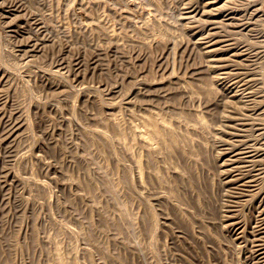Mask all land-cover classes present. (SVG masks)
<instances>
[{
  "label": "rangeland",
  "instance_id": "rangeland-1",
  "mask_svg": "<svg viewBox=\"0 0 264 264\" xmlns=\"http://www.w3.org/2000/svg\"><path fill=\"white\" fill-rule=\"evenodd\" d=\"M260 6L0 0V264H264Z\"/></svg>",
  "mask_w": 264,
  "mask_h": 264
},
{
  "label": "bare ground",
  "instance_id": "bare-ground-1",
  "mask_svg": "<svg viewBox=\"0 0 264 264\" xmlns=\"http://www.w3.org/2000/svg\"><path fill=\"white\" fill-rule=\"evenodd\" d=\"M259 10L261 11V15H262V17L264 18V14H263V12H262V9H261V6H260V8H259ZM240 55V54H239ZM264 64H262L261 66H263ZM261 68V67H260ZM263 68V67H262ZM261 71V70H260ZM262 72V71H261ZM261 76H262V73H261ZM263 82V81H262ZM264 86V85H263ZM261 189H263L262 187L259 189V190H261ZM262 191V190H261ZM263 192V191H262ZM257 194H260V192H258ZM263 197H264V195H263ZM259 228V227H258ZM261 238V237H260Z\"/></svg>",
  "mask_w": 264,
  "mask_h": 264
}]
</instances>
